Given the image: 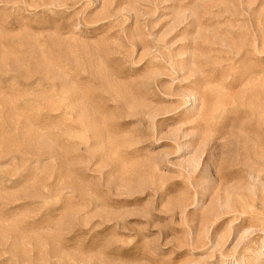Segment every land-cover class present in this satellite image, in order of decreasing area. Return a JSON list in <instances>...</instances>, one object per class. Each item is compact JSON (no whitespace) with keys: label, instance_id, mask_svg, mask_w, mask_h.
Listing matches in <instances>:
<instances>
[{"label":"rangeland","instance_id":"rangeland-1","mask_svg":"<svg viewBox=\"0 0 264 264\" xmlns=\"http://www.w3.org/2000/svg\"><path fill=\"white\" fill-rule=\"evenodd\" d=\"M0 264H264V0H0Z\"/></svg>","mask_w":264,"mask_h":264}]
</instances>
